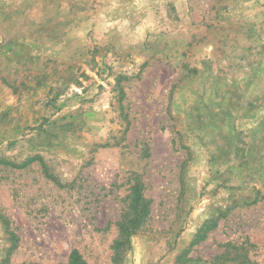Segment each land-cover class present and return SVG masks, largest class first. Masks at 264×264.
Wrapping results in <instances>:
<instances>
[{
	"label": "rangeland",
	"instance_id": "374dc122",
	"mask_svg": "<svg viewBox=\"0 0 264 264\" xmlns=\"http://www.w3.org/2000/svg\"><path fill=\"white\" fill-rule=\"evenodd\" d=\"M72 253L264 264V0H0V264Z\"/></svg>",
	"mask_w": 264,
	"mask_h": 264
},
{
	"label": "trees",
	"instance_id": "16d2710c",
	"mask_svg": "<svg viewBox=\"0 0 264 264\" xmlns=\"http://www.w3.org/2000/svg\"><path fill=\"white\" fill-rule=\"evenodd\" d=\"M133 200L136 203H143V196L139 186H136L133 190ZM70 264H84L80 257L76 253H72L70 256Z\"/></svg>",
	"mask_w": 264,
	"mask_h": 264
}]
</instances>
